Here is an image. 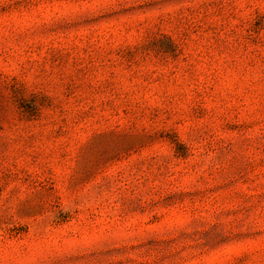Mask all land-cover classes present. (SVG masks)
Listing matches in <instances>:
<instances>
[{"label": "rangeland", "instance_id": "1", "mask_svg": "<svg viewBox=\"0 0 264 264\" xmlns=\"http://www.w3.org/2000/svg\"><path fill=\"white\" fill-rule=\"evenodd\" d=\"M0 264H264V0H0Z\"/></svg>", "mask_w": 264, "mask_h": 264}]
</instances>
